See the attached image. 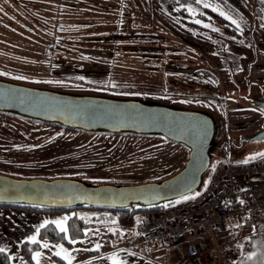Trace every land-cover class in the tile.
<instances>
[{"label": "rangeland", "instance_id": "obj_1", "mask_svg": "<svg viewBox=\"0 0 264 264\" xmlns=\"http://www.w3.org/2000/svg\"><path fill=\"white\" fill-rule=\"evenodd\" d=\"M206 3L207 8L190 3L180 21L164 12L159 0H80V8H61V17L51 0H0V79L87 94L138 90L186 109L198 108L185 97L206 93L203 108L217 117L220 130L205 183L224 163L249 164L264 157V141L239 144L264 121L252 105L254 98L264 97V0ZM65 14L71 20L67 25L61 19ZM52 43L54 49L46 52ZM66 53L73 57L63 64ZM64 77L104 90L68 84ZM114 96L134 97L128 92ZM186 159L187 149L160 138L57 130L0 113V173L17 178L141 183L170 176ZM101 212L0 206V250L9 264H68L69 259L71 264H159L135 232L147 212L134 213L131 229L116 225L105 212L103 225L71 232L70 218ZM56 232L60 237H54ZM259 244L242 240L233 247L231 261L264 264ZM170 257L176 259L175 251Z\"/></svg>", "mask_w": 264, "mask_h": 264}, {"label": "water", "instance_id": "obj_2", "mask_svg": "<svg viewBox=\"0 0 264 264\" xmlns=\"http://www.w3.org/2000/svg\"><path fill=\"white\" fill-rule=\"evenodd\" d=\"M263 115L264 97L253 100ZM0 113L64 130L113 136L155 137L187 149L170 176L141 183H104L76 177L17 178L0 173V206L64 210H152L200 192L220 130L217 117L152 97L62 92L0 79ZM244 141H264V121ZM203 188V187H202Z\"/></svg>", "mask_w": 264, "mask_h": 264}, {"label": "built area", "instance_id": "obj_3", "mask_svg": "<svg viewBox=\"0 0 264 264\" xmlns=\"http://www.w3.org/2000/svg\"><path fill=\"white\" fill-rule=\"evenodd\" d=\"M263 232L264 157L224 163L199 194L149 212L137 228L145 249L168 245L178 262L189 264L229 263L240 239Z\"/></svg>", "mask_w": 264, "mask_h": 264}, {"label": "trees", "instance_id": "obj_4", "mask_svg": "<svg viewBox=\"0 0 264 264\" xmlns=\"http://www.w3.org/2000/svg\"><path fill=\"white\" fill-rule=\"evenodd\" d=\"M159 1H160V4H161L164 12H166L168 14H173L174 16H176V18L178 17L180 21L182 20L181 16H184L187 14V9L190 6V3L195 2V0H159ZM51 2H52L51 5L53 6V10L58 11V16H60L61 8L69 9V10H75L74 8H80L81 7V5L79 4L80 0H66V1L65 0H51ZM66 17H67V15L65 14V16L63 18H61L62 20L65 21V25H67V23L71 21V20H65ZM75 21H77V18L75 19ZM55 22L61 23V21H55ZM83 23H85V21H83ZM47 45H48V47H46L47 48L46 50H48V51H46V52H50L49 50L52 51V49H54L53 43L47 44ZM65 55H66V59H65L66 62L63 61V64H66V63L68 64L70 61L69 56L73 57V55L69 54V53L68 54L66 53ZM51 61H54V60L52 59ZM59 62H61V60H59ZM47 77H49V76H47ZM51 77H54V76H51ZM61 79H64V81L67 82L68 84L69 83L78 84L82 87L92 89L95 92L96 91L101 92V93L103 92V91H98V88L104 90L103 89L104 87L101 88L102 86H98L97 84H90L88 82H85L84 79H74V78H70V77H66V78L64 77ZM105 91H107L109 94H118L119 92H128V93H132L133 96H135V95L136 96H147V97L152 96L151 93L144 92V91H138V90H123V89L118 90V88H115V89L111 88V89L105 90ZM184 99L187 102L190 101V97H185ZM51 127L55 128L57 130L60 129V128L55 127V126H51ZM24 209L35 210V211H50L48 209H37V208H24ZM84 209L99 210L102 212L99 214H96V215H92L90 217H86V218L85 217H72V218H70L68 220V225H69L71 232L74 234L80 233L82 229L89 227V226L93 227V226L103 225L104 222L107 221L105 219H108V217H107L108 215H106L105 212H107L111 216L115 217V224L116 225H118L122 228L131 229L133 227L134 220H135L134 219L135 218L134 213L142 212V211H144V212L148 211V210H133V211H131L130 209L116 210V209H105V208H84ZM58 236L60 237V234H58L56 232L54 234V237L57 238ZM254 240H256V244H257L258 240H260L259 247L261 248L262 251H264V233H261L260 235H256V236H251L250 238L245 240V242H246V244L251 245V244H253ZM0 264H9L7 256L5 255V253H3L1 251H0ZM229 264H234V263L230 260Z\"/></svg>", "mask_w": 264, "mask_h": 264}, {"label": "crops", "instance_id": "obj_5", "mask_svg": "<svg viewBox=\"0 0 264 264\" xmlns=\"http://www.w3.org/2000/svg\"><path fill=\"white\" fill-rule=\"evenodd\" d=\"M233 231H234L235 234H237V230L236 229L233 230ZM247 239L246 238L240 239L237 242V246H238V244L240 245V243H241L242 240L245 241ZM140 240H141L140 241V244H141V246L143 247V249L145 251H149L150 250V251L153 252V254H154V252L156 253V256L155 257H157V258L155 259V261H158L159 264H189V263H181V262H178L177 257L174 260L171 259V257H170L171 251H175V249L169 248L168 245L157 244L156 246H152L149 249H145L142 239H140ZM207 264H211V263H207Z\"/></svg>", "mask_w": 264, "mask_h": 264}, {"label": "flooded vegetation", "instance_id": "obj_6", "mask_svg": "<svg viewBox=\"0 0 264 264\" xmlns=\"http://www.w3.org/2000/svg\"><path fill=\"white\" fill-rule=\"evenodd\" d=\"M201 84V83H200ZM206 93H197L193 97H190V106L198 109H204L208 104Z\"/></svg>", "mask_w": 264, "mask_h": 264}, {"label": "snow or ice", "instance_id": "obj_7", "mask_svg": "<svg viewBox=\"0 0 264 264\" xmlns=\"http://www.w3.org/2000/svg\"><path fill=\"white\" fill-rule=\"evenodd\" d=\"M195 2H196L197 4H201V3H203V6L206 7V8L209 6V5L206 3V0H195ZM213 10H215V9H213ZM221 15H223V13H221ZM55 223L60 227V231H61V232H64V231H65V229L61 226V222H60V221H56ZM41 227H43V225H42ZM0 251H2V250H0ZM68 264H71V260H70V259H69V261H68Z\"/></svg>", "mask_w": 264, "mask_h": 264}]
</instances>
